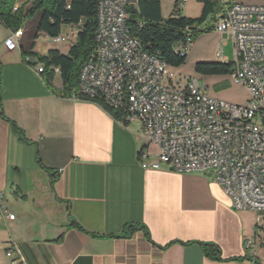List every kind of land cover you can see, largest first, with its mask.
I'll return each instance as SVG.
<instances>
[{
  "label": "crops",
  "instance_id": "crops-1",
  "mask_svg": "<svg viewBox=\"0 0 264 264\" xmlns=\"http://www.w3.org/2000/svg\"><path fill=\"white\" fill-rule=\"evenodd\" d=\"M27 1L15 0L14 8ZM159 1L166 19L176 0ZM180 5L183 17L201 14L200 0ZM35 25L31 40L23 39V25L20 45L8 52L4 41L12 31L0 23V194L15 217L0 223V264H10L5 253L13 245L25 264H264L263 241L246 247L241 218L215 181L165 167L143 170L146 145L135 121H115L93 103L49 90L21 55ZM64 31L74 35L65 28L62 37ZM217 38L211 32L194 43L207 49L209 62L218 61ZM32 52L38 54L36 42ZM51 86L61 88L57 74ZM129 226L135 230L128 234ZM196 243L216 245L222 261L206 258ZM236 258L244 260L228 261Z\"/></svg>",
  "mask_w": 264,
  "mask_h": 264
},
{
  "label": "built area",
  "instance_id": "built-area-1",
  "mask_svg": "<svg viewBox=\"0 0 264 264\" xmlns=\"http://www.w3.org/2000/svg\"><path fill=\"white\" fill-rule=\"evenodd\" d=\"M219 2L222 11L213 32L221 38L226 35L233 44L229 79L245 89V102L229 104L211 98L188 79L183 89L166 86L167 66L144 52L128 33L125 0L98 3L96 55L79 72L78 94L101 98L121 112V123L140 124L146 145L139 154L143 170L165 167L180 175L211 173L234 211L264 213V6L242 0ZM22 34L21 29L12 31L4 41L6 51L18 48ZM48 39L67 42L62 36ZM190 43L187 38L186 44ZM222 45L216 51L219 59ZM24 62L30 65L32 59L25 57ZM35 70L39 75L43 72L40 66ZM148 146H154L155 152H148ZM1 200L2 194L0 223L13 221L14 215ZM252 246L246 242L247 248ZM5 255L10 264H25L14 245Z\"/></svg>",
  "mask_w": 264,
  "mask_h": 264
},
{
  "label": "trees",
  "instance_id": "trees-1",
  "mask_svg": "<svg viewBox=\"0 0 264 264\" xmlns=\"http://www.w3.org/2000/svg\"><path fill=\"white\" fill-rule=\"evenodd\" d=\"M101 0H28L18 9L14 8L15 0H0V23L11 31L20 30L25 22L36 18L34 39L42 34L48 38L60 37L65 28L73 29L74 43H70L67 54L51 49L45 55L32 52L34 41L28 50L22 51L23 59H32L30 66L42 67L41 75L49 90L60 97L86 101L100 107L115 121H122L123 115L106 106L102 99H88L78 94L79 72L83 65L92 61L96 55L95 31L97 26V6ZM126 28L130 37L137 40L143 51L157 56L169 69L182 67L187 58V50L196 39L213 32V25L222 11L216 0H200L201 14L198 18H187L180 15L176 0L172 13L166 19L161 17L159 0H125ZM189 38L191 43L186 44ZM54 69H58L61 88L51 86ZM194 72L201 77H229L233 72V62H198ZM16 132L19 129L11 123ZM145 235L149 234L145 227ZM128 227V234L133 232ZM118 237V236H116ZM204 256L210 260L222 261L220 250L216 245L196 243ZM244 258L229 259L241 262Z\"/></svg>",
  "mask_w": 264,
  "mask_h": 264
},
{
  "label": "rangeland",
  "instance_id": "rangeland-1",
  "mask_svg": "<svg viewBox=\"0 0 264 264\" xmlns=\"http://www.w3.org/2000/svg\"><path fill=\"white\" fill-rule=\"evenodd\" d=\"M166 16V15H165ZM36 22V18L26 22L24 24L25 36L23 39L28 37V40H31L32 25ZM31 27V28H30ZM31 31V32H30ZM65 38H67L66 43H53L50 39L44 37H39L33 39L36 42L37 50L39 55H43L46 52V48L53 47L55 49H62L63 47H69L70 43H74L75 35H72L70 32L65 33ZM26 39V38H25ZM26 41V40H25ZM226 42V44H225ZM193 42L190 45V48L187 50V58L185 64L178 69H168L167 74L164 78V84L166 86H172L174 88L183 89L187 84V79L196 81L200 87V91L205 93L207 96L229 103V104H241L247 97V92L244 88L236 86L229 82V77L223 78L221 84H215L212 80L207 77L197 76L194 72V66L198 62H209L208 52L206 48L200 49V46ZM219 43L222 45V58L219 59L216 55ZM20 45V42H19ZM215 59L223 62L224 59H227V62H234V50L231 40L224 35L221 39L217 38L216 40V49H215ZM206 60V61H201ZM209 62V63H215ZM137 126H140L136 122ZM209 180L214 181L213 175L211 173L206 174ZM241 218L242 225L246 232L245 244L248 241H251L254 244H259L261 241H264V213L257 212H237Z\"/></svg>",
  "mask_w": 264,
  "mask_h": 264
}]
</instances>
